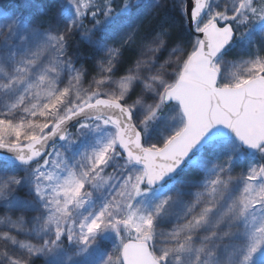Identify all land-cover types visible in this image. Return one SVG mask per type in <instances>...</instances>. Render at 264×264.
I'll return each mask as SVG.
<instances>
[{
    "label": "snow or ice",
    "instance_id": "obj_1",
    "mask_svg": "<svg viewBox=\"0 0 264 264\" xmlns=\"http://www.w3.org/2000/svg\"><path fill=\"white\" fill-rule=\"evenodd\" d=\"M0 37V264H264V0H17Z\"/></svg>",
    "mask_w": 264,
    "mask_h": 264
},
{
    "label": "rangeland",
    "instance_id": "obj_2",
    "mask_svg": "<svg viewBox=\"0 0 264 264\" xmlns=\"http://www.w3.org/2000/svg\"><path fill=\"white\" fill-rule=\"evenodd\" d=\"M16 2H17V0H0V10H14ZM144 2L147 3L148 0H144ZM133 3H135V0H133ZM31 15L36 16L37 13L34 11V12L31 13ZM0 39H2V37H0ZM129 50H132L133 53H134V59L132 61V62H134V60H135V49H129ZM235 55L238 58L239 50L236 51ZM164 58L165 59L167 58L166 53L164 54ZM237 62H239L238 59H237ZM77 67H79V65H77ZM85 68H86V66H85ZM94 74L95 73L90 74L88 76V78L84 81V87H86V88L88 87V84L91 81V78H89V77L94 75ZM124 74H125L124 72H121V73L118 74V77L121 76V75H124ZM112 87H115V85H113ZM168 227H170V226H168ZM33 242H35V241H33ZM38 264H40V262H38Z\"/></svg>",
    "mask_w": 264,
    "mask_h": 264
},
{
    "label": "trees",
    "instance_id": "obj_3",
    "mask_svg": "<svg viewBox=\"0 0 264 264\" xmlns=\"http://www.w3.org/2000/svg\"><path fill=\"white\" fill-rule=\"evenodd\" d=\"M115 3H116L117 6H119L120 0H115ZM127 54L131 57V61H133V59H134V53H133V51L132 50H128V53ZM85 66H86V68L89 67L88 64H85ZM128 66H129V64H125V68H127ZM89 78H91V76Z\"/></svg>",
    "mask_w": 264,
    "mask_h": 264
}]
</instances>
